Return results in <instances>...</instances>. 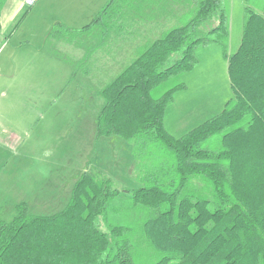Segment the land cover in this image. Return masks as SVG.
<instances>
[{"label":"trees","instance_id":"trees-1","mask_svg":"<svg viewBox=\"0 0 264 264\" xmlns=\"http://www.w3.org/2000/svg\"><path fill=\"white\" fill-rule=\"evenodd\" d=\"M130 1L107 0L84 28L56 23L49 35L105 33L126 9L140 8ZM243 1L233 54L225 0H189L175 26L138 48L100 91L96 138L132 145L140 186L116 189L107 176L85 172L55 215L33 216L24 203L16 205L11 220L0 218V264H264V5L257 13V0ZM210 46L227 61L232 98L217 116L174 138L163 123L185 88L175 82ZM193 181L210 197L194 195ZM121 197L143 217L144 254L134 229L107 222L110 204Z\"/></svg>","mask_w":264,"mask_h":264},{"label":"rangeland","instance_id":"rangeland-1","mask_svg":"<svg viewBox=\"0 0 264 264\" xmlns=\"http://www.w3.org/2000/svg\"><path fill=\"white\" fill-rule=\"evenodd\" d=\"M188 1L166 0V3L171 5V12L162 20L154 19L153 13L146 10V3L140 1L138 10L128 8L122 16L113 20L102 39H100L102 31L97 29L86 36L78 34L72 40L57 37L50 47L44 48L41 42L43 21L40 18L30 17L20 34V70L14 75L15 83H20L14 87L0 86V94L11 93V89L13 93L16 89L20 90L19 102H9L8 105L20 111V119L25 118L24 125L20 129V151L15 152L14 149L8 151L0 165V174L3 175L0 176L1 179L7 170H13L14 165L11 162L14 152L20 153V177H5L6 180L0 181V196H3L0 197L1 219L9 221L15 216L13 203L18 201L28 202L31 205L29 213L33 216L46 217L61 212L69 202L74 183L86 170L84 169L86 161H89L87 168L93 173H96V161L99 158L104 169L116 170L114 173H109L106 169V173L119 175L117 167L125 161V158L121 157L128 152L129 146L118 139L99 144L100 140H94V127L103 105L102 98L98 96L101 89V82L98 81L108 82L120 69L116 71L117 67L108 66L97 69V64L94 63L97 61L96 46H101L103 43L104 51L99 53L98 57L109 59L114 54L122 56L121 61L125 62L120 67L122 70L133 60L138 46L151 43L163 32L175 26L174 13L186 12L189 7ZM22 2L23 0H20V4ZM133 2L130 1L131 6ZM159 2L151 4L149 9ZM225 2L231 12L228 14L231 18L228 51L229 54H233L241 39L245 3L243 0H225ZM263 5L264 0H257L255 12L260 13ZM21 8L20 19L29 12L28 8ZM145 10L148 12L147 15ZM33 31L36 33L30 34ZM71 46L73 54H71ZM76 49H84L85 57L90 59L89 63L94 61V64L83 68L82 64L70 63L69 58L76 56ZM76 68L77 77L73 76L72 79V72ZM102 71L105 76L107 74L109 76L101 79ZM82 72L92 78L89 82L85 81L87 82L85 84L98 96V99L89 94V89L79 78ZM175 83L184 84L185 88L174 95L173 103L166 109L163 123L165 130L174 138H180L217 116L232 98L227 76V61L216 46L201 50L194 70L179 77ZM164 91L165 88L160 89L158 95ZM48 118H53L50 122L56 127L55 141L51 137L50 142L43 133V125ZM49 149L56 151L54 165L45 164L41 158V155L47 154ZM132 158L133 166L131 165L128 176L130 181H118V183L113 180L114 188L140 186L136 180L140 175L136 170L140 160H136L133 156ZM37 179L39 183L35 182ZM191 190L196 196L209 198L211 195L209 189L197 181L192 182ZM38 194L43 196V200L49 198L51 205H36L35 197ZM142 219V215L133 209L131 198L115 199L109 206L107 222L110 225H123L134 229L137 252L140 254L147 251L139 232ZM100 230L102 233H108V227L104 222Z\"/></svg>","mask_w":264,"mask_h":264},{"label":"crops","instance_id":"crops-1","mask_svg":"<svg viewBox=\"0 0 264 264\" xmlns=\"http://www.w3.org/2000/svg\"><path fill=\"white\" fill-rule=\"evenodd\" d=\"M25 1L26 0H23L22 4H20V0H0V47H1V50H0V78H2V80H0V86L3 85V86L14 87L15 85H19L20 83L18 82L16 84L15 83L16 79L14 77V75H16V71L20 70V34L26 27V24L29 21L31 16L35 18H40L43 21V24L41 25V28L43 29L42 34H41V42L43 43L42 46L43 48L45 46L50 47L51 44L54 41H56V38H57V37H50L49 35V31L54 24L59 23L70 29L83 28L87 26L91 22V20L97 15V13L102 9V7L104 6L107 0H49V1L36 0L34 6H32L31 8L24 5ZM133 1L132 2L134 6L135 4L139 6V3L141 0L139 2L135 0ZM142 1H146L145 2L146 10L148 12L153 13L154 19L158 18L159 20H162L167 15H169L171 12V5L166 3V0H142ZM157 1H160V2L157 5H155V7L153 6L152 9L151 8L149 9V6H151V4ZM21 7L28 8L29 12H27L28 14L25 13L20 19V12L22 9ZM147 11L145 12L146 15L148 13ZM181 14L174 13L173 17L175 18V21H177L178 17ZM228 14H231L229 10H228ZM230 20L231 18H229L228 16L229 38H230ZM21 23L23 24L20 26ZM35 33L36 32L33 31L30 34L33 35ZM104 35L105 33L102 32L100 39H102ZM100 42L102 43V41ZM102 46H103V43L101 44V46H96V54H97L96 62L92 61V63H89L90 59H88V57H85L84 49L83 50L76 49V56L75 57L72 56V58H69L70 63L82 64L83 68L84 67L86 68L87 66L90 67V65H93L94 63H96L97 69L102 68L103 66H108L110 68L117 67V69H115L116 71L120 69L116 74L112 75L111 79L108 82H106V80L98 81V83L101 82L100 83L101 89L99 90V93H98L99 97H100V91L102 90V88L106 86L107 84H109L115 78V76L121 71V68H120L121 65L125 64V62H122L123 60L121 61L122 56L120 55L114 54L111 58H109L110 60L102 58V57H98L99 53H103L104 51V48H102ZM140 47L142 46H138L135 49V57H136V51ZM71 49H72V46H71ZM71 54H73V49L71 50ZM76 70L77 68L75 69L74 72H72V79L74 77H77ZM5 72H7V74H4ZM81 76L79 78L83 82L84 86H86V88L89 89V92H90L89 94L98 99V96L91 90L89 86L85 84L87 83L85 81L88 80L89 82V80H91L92 78H90L88 74L84 75L83 72ZM108 76H109L108 74L105 76V74H103V71L100 74L101 79H105ZM72 79L70 78V80ZM8 90L9 89H7V91ZM19 96H20L19 89H16L14 93L12 92V89H11V93L1 92L0 94V102H1L0 103V165L3 161L4 155L8 151L13 150V149L15 150V152L20 151V129L24 125L23 123L25 122V118L24 120L20 119V111L18 109L14 110L8 105L9 102H16V101L19 102L20 100ZM103 104H104V101H103ZM50 108H51V105L49 106V111H50ZM50 119H53V118H48V121L45 122L43 125V133L46 135L49 142L51 141V137H52V140L55 141V136H56L55 124H52L50 122ZM82 125H84V122L82 123ZM94 129H95L94 130V133H95L94 140L95 141L100 140L98 142L99 144L100 143L104 144L105 142L107 143V141L109 140L116 141L115 140L116 138L97 139L96 138V121H95ZM125 143L129 147H128V152L125 154V156L121 157V158H125V161L120 163V165L117 167V174L119 175L109 174V173H114L116 170L112 171V170H108V168L106 169H107V172L109 173H106V169L103 168L102 164L99 161V158H97V161H96L97 162L96 173L91 172L87 168L89 161H86V165H84V169L86 168V170L82 174H84L85 172L91 173V174H101L103 176H107L108 178H110L111 180H114L115 182H118V181L125 182L127 180L129 182L130 180L128 179V176H129L130 167L132 165L131 163L133 162V158L130 153L132 150V145L127 142ZM15 152H14L13 159H12L13 161L11 162L14 165L13 170L12 171L7 170L4 173V177H1L0 181L6 180L5 177H8V178L20 177V153L19 152L15 153ZM55 152H56L55 150L49 149L47 151V154L44 153L43 155H41V158H43V162L45 164L54 165L56 163ZM7 169H9V166ZM0 176H3V175L0 174ZM35 182L39 183V179L35 180ZM1 187L4 188L3 186ZM71 193H72V190H71ZM0 197H3V196H0ZM42 197L43 196H41L40 194L36 195L35 197L36 205L38 206L51 205L49 198L43 200L44 198ZM22 203H24L28 207V211H30L31 205L28 202H22ZM18 204H20V201L13 203L14 209H15V206Z\"/></svg>","mask_w":264,"mask_h":264},{"label":"built area","instance_id":"built-area-1","mask_svg":"<svg viewBox=\"0 0 264 264\" xmlns=\"http://www.w3.org/2000/svg\"><path fill=\"white\" fill-rule=\"evenodd\" d=\"M36 0H26L25 4L27 7L31 8L32 6H34Z\"/></svg>","mask_w":264,"mask_h":264}]
</instances>
